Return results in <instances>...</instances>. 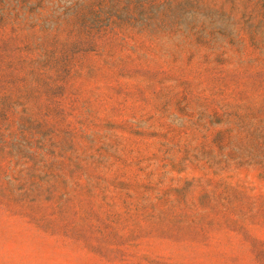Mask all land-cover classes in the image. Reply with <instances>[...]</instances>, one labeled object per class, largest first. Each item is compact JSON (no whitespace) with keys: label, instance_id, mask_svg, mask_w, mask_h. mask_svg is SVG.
<instances>
[{"label":"rangeland","instance_id":"1","mask_svg":"<svg viewBox=\"0 0 264 264\" xmlns=\"http://www.w3.org/2000/svg\"><path fill=\"white\" fill-rule=\"evenodd\" d=\"M0 264H264V0H0Z\"/></svg>","mask_w":264,"mask_h":264}]
</instances>
